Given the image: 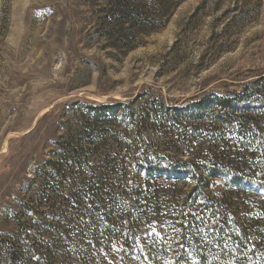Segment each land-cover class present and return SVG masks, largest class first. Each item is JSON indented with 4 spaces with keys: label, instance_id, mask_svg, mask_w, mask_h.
<instances>
[{
    "label": "rangeland",
    "instance_id": "rangeland-1",
    "mask_svg": "<svg viewBox=\"0 0 264 264\" xmlns=\"http://www.w3.org/2000/svg\"><path fill=\"white\" fill-rule=\"evenodd\" d=\"M258 81L264 91V0H0V264L31 240L43 252H22L30 264H120L118 252H62L82 235L79 192L46 167L123 130L93 108L143 92L187 106Z\"/></svg>",
    "mask_w": 264,
    "mask_h": 264
},
{
    "label": "trees",
    "instance_id": "trees-1",
    "mask_svg": "<svg viewBox=\"0 0 264 264\" xmlns=\"http://www.w3.org/2000/svg\"><path fill=\"white\" fill-rule=\"evenodd\" d=\"M259 84L243 93L208 94L187 106L143 92L93 108L96 124L113 121L123 130L111 135L105 129L106 139L82 140L63 148L62 161L48 162L62 180L74 178L79 192L70 223L81 226L82 235L62 252H118L120 264H264ZM112 136L117 147L106 144L97 158L87 154L88 147H106ZM85 196L93 205L88 215ZM81 216L91 225L78 223ZM29 243L28 250L11 246L10 264H30L22 252H43Z\"/></svg>",
    "mask_w": 264,
    "mask_h": 264
},
{
    "label": "snow or ice",
    "instance_id": "snow-or-ice-1",
    "mask_svg": "<svg viewBox=\"0 0 264 264\" xmlns=\"http://www.w3.org/2000/svg\"><path fill=\"white\" fill-rule=\"evenodd\" d=\"M84 200H85V203H86V205H87V207L85 208V215H88V209H91V208L93 207V205L90 204V203H87V201H88V196H85V197H84ZM193 215L195 216V218H196L197 220L202 219V217H200L199 215H197V214H195V213H194ZM97 218L100 219V218H102V216H101L100 214H97ZM126 222H127V221H125V223H126ZM78 223L83 224V225H88V226L91 225V221H90V219H87V220H86V219L84 218V216H81V217L79 218ZM168 226H169V227H172L174 231L177 230V229L175 228V226L172 225V224H169ZM185 226H186V225H185ZM193 226H195V225H193ZM78 230H79V229H78Z\"/></svg>",
    "mask_w": 264,
    "mask_h": 264
}]
</instances>
